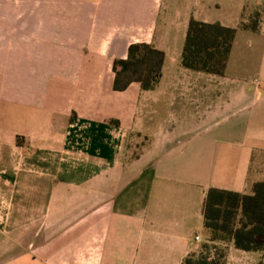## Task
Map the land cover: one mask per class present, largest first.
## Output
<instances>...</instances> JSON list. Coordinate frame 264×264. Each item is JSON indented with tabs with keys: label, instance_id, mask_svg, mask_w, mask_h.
Listing matches in <instances>:
<instances>
[{
	"label": "crops",
	"instance_id": "0c3cea01",
	"mask_svg": "<svg viewBox=\"0 0 264 264\" xmlns=\"http://www.w3.org/2000/svg\"><path fill=\"white\" fill-rule=\"evenodd\" d=\"M192 17L237 28L224 76L181 66ZM137 42L165 52L161 81L116 91ZM154 93L191 122L155 127ZM134 132L151 143L130 160ZM263 162L264 0H0V237L24 233L0 264H182L209 242L207 191L249 193ZM223 245L226 264L263 257Z\"/></svg>",
	"mask_w": 264,
	"mask_h": 264
},
{
	"label": "trees",
	"instance_id": "16d2710c",
	"mask_svg": "<svg viewBox=\"0 0 264 264\" xmlns=\"http://www.w3.org/2000/svg\"><path fill=\"white\" fill-rule=\"evenodd\" d=\"M259 16L260 13H254L249 22H241L240 28L256 31V17ZM236 33L237 28L192 17L180 58L181 66L224 76ZM164 62L165 52L153 44H130L127 57L113 61V89L124 91L132 82H139L141 90H155L163 75ZM139 155L134 154L131 159ZM203 216L209 242L203 243L198 253L188 255L182 264H226L227 246L223 244L231 242L237 249L262 252L259 264H264V179L254 182L249 193L211 187L204 199Z\"/></svg>",
	"mask_w": 264,
	"mask_h": 264
},
{
	"label": "rangeland",
	"instance_id": "374dc122",
	"mask_svg": "<svg viewBox=\"0 0 264 264\" xmlns=\"http://www.w3.org/2000/svg\"><path fill=\"white\" fill-rule=\"evenodd\" d=\"M259 17H256V18L259 19ZM218 81H219V79L217 78V83H218ZM87 89H88V94H90L92 88L89 87ZM133 90H134V88H132L131 91H128V92H125V93H122V94H117V93H114L109 86H105L102 89V91H103V96L102 97H103V99H139L138 103L143 104L142 98L144 96L143 95L141 96L140 94L138 96L136 94V98H134V95H133L134 93L132 92ZM217 94H218V92H217ZM91 96L92 95L90 94L89 95V99H95V98H91ZM154 96H157V97L155 99L150 98V99H153V100L149 101L146 111H147V115L149 113H153V117L156 118V120H155L156 126L155 127H158L159 124H161L163 126H167L168 125L170 127L173 124H175V128H177L178 131H179L181 125H184V122H187L186 124L191 122V120L188 121V119H186V118L183 119V121H182L179 118V116H177L178 113L176 111H175L174 115H170V113H171L170 110H172L174 107H172L170 109L167 106V104L164 103L163 99H159L158 98V96H159L158 93L157 94L154 93ZM175 102H173L172 105ZM139 107H140V105H138V111L141 110ZM141 114H142V112H141ZM150 143H151V139H150V137L148 135H145L144 133L134 132L133 133V141H132L131 149H130V152H129L130 153L129 159H131L134 154H137V153L140 154L143 151L144 148L149 146ZM188 149L190 151L191 147L189 146ZM263 165H264V162H263ZM263 171H264V167H263ZM39 218L41 219L42 217H39ZM26 223L29 224V222H26V221H24L23 224H26ZM30 227H35V224H33L31 226H28L27 228H25L26 230H24V231H27V233H29ZM22 235H24V233L21 234L20 232L9 231V232H5V234L0 237L1 243H4V245L8 246V249L6 251L7 252L6 256L14 254L13 252L15 250L19 249V248L18 249L14 248V244L15 243H16L17 247L23 246L22 245L23 243L17 242V240H19V241L21 240L20 236H22ZM46 236H47L46 233H43V234L40 233L38 239L41 241ZM10 245H11L12 248L10 247Z\"/></svg>",
	"mask_w": 264,
	"mask_h": 264
},
{
	"label": "built area",
	"instance_id": "2783aa9c",
	"mask_svg": "<svg viewBox=\"0 0 264 264\" xmlns=\"http://www.w3.org/2000/svg\"><path fill=\"white\" fill-rule=\"evenodd\" d=\"M197 239H198V237H197Z\"/></svg>",
	"mask_w": 264,
	"mask_h": 264
}]
</instances>
